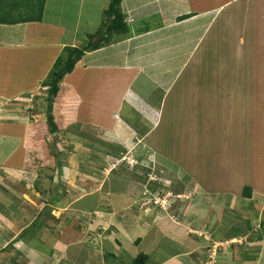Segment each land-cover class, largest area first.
Here are the masks:
<instances>
[{"label":"rangeland","instance_id":"obj_1","mask_svg":"<svg viewBox=\"0 0 264 264\" xmlns=\"http://www.w3.org/2000/svg\"><path fill=\"white\" fill-rule=\"evenodd\" d=\"M63 1L46 0L42 22L0 28V67L5 61L27 62L18 65L19 71L13 75L17 88L3 83L4 74L0 77V264H132L142 251L151 252L148 264H169L172 259L179 261L174 264H228L232 260L239 264V258L229 253L228 259L218 257L220 248L240 244L244 250L253 249L250 261L264 259L263 247L249 245L259 235L264 243V213L259 209L264 197L254 191V197L244 198L254 173L264 172V156L254 146L263 147L264 142V0H221L228 9L206 36L201 55L181 72L182 77L175 79L185 58L176 59L165 76L161 69L146 71L157 82V91L172 87L166 108L159 105L166 113L154 135L148 131L159 121L158 111L146 122L144 117L135 118L129 108L123 113L113 109L114 99L103 105L110 109L98 111L103 115L99 126L92 124L88 108L83 107L84 86L106 79L104 73L117 71L100 68L85 74L90 65L84 58L74 71L77 74L63 83L64 91L79 92L76 123L45 137L47 144L42 148L29 151L25 146L27 127L46 119L49 88L45 82L50 72H43L52 52L44 45L60 40V27L56 26L57 38L43 40L38 35L42 41L36 42V48L46 62L43 67L24 53L36 39V35L31 39V33L55 25L50 14ZM79 1L84 0H68L74 16L65 25L72 31L76 25L78 32L72 34L64 28L68 46L80 37L79 46L85 43L88 21L98 20L92 24V32L103 21V13H98L101 2H97L82 7L85 15L76 22ZM178 2L166 7L170 15L185 9ZM240 4H245L246 14L240 12ZM147 23L152 27L155 22ZM73 35L80 37L72 41ZM64 42L59 56L68 47ZM41 76L42 80L37 79ZM118 87L124 88L123 84ZM102 92L97 95L104 100L114 95ZM134 103L140 104L141 116L154 114L142 102ZM54 115L61 126L60 110ZM127 116L138 128L130 134L122 133L120 125L127 123ZM231 122L236 123L232 128ZM38 136L43 138L41 132ZM193 166L198 170L194 174ZM228 185L231 196L220 195L224 192L219 190ZM37 219L41 227L22 241L24 229ZM193 230L203 231L205 236L200 239L217 251L212 260L206 247L199 250L201 254L193 248L184 251L182 242L202 243ZM230 239L232 246L221 244ZM215 242H219L217 248H213Z\"/></svg>","mask_w":264,"mask_h":264},{"label":"crops","instance_id":"obj_2","mask_svg":"<svg viewBox=\"0 0 264 264\" xmlns=\"http://www.w3.org/2000/svg\"><path fill=\"white\" fill-rule=\"evenodd\" d=\"M97 2L100 1L99 0H91V1L88 0L85 2L82 1V5L79 9V14L77 15L76 22L79 23L80 15H85L84 12L82 11V7H85L87 4H92V3L96 4ZM102 2H104V4H102ZM102 2L100 3L101 8L98 10L99 15H101V12L104 13V10L107 8L109 3V1H103V0ZM173 2H178L180 5L184 6L185 9L175 12L173 15H170L166 7L172 5ZM231 2L233 1L230 0L229 3ZM231 5L233 4H230V6ZM72 7L73 6L68 5V0H64L63 2H61V6L59 10L56 12H52L50 14L51 21L55 25L52 28L51 26H49L48 28L45 27L43 30L40 31L38 30L36 33L30 34L31 39H34L35 35H36V39L35 41H33V43L27 45V52L24 53V57L27 58L28 55H31L32 60H36V59L38 60V64H39L38 67H43L46 62L44 63L41 61L43 57H39L38 55L39 49H37L36 47H38L39 45L36 42L42 41L41 39L47 40L49 37L52 36L54 38L55 37L57 38L58 37L57 27H60V30H58V33L60 35L59 37L60 42L59 41L45 42L44 46L46 48V51L52 52V58L50 60L49 65L46 67L43 73L50 72V70L53 67V62L59 56L58 54L59 47L62 44V41L64 42L63 39L64 28H66V31L69 33L72 34L78 33L76 31L77 30L76 25L74 26V31H72L70 27L65 25L67 23V19L74 16L72 10L70 9ZM225 7H226L225 4L222 5L221 0H124L122 3V11L126 16V19L129 20V26L131 27V33L129 34V36L118 40L110 47L101 49L96 53L87 54L85 56L86 64L90 65L88 68H86L85 74L90 73L94 70H98L100 68L102 70L106 69V71L107 70L117 71V73L115 74L104 73L107 77L106 79L101 78V80H99L98 78L99 80L98 82L90 83V85L86 87L84 86L83 90H86L85 92L87 95L84 97L85 105L83 106L82 103L80 107L83 106L88 108V111L86 112L88 113L87 118L90 121H92V124L99 126L100 124L99 117H102L103 115H101V113H99L98 111L102 112L107 108L110 109L109 107L103 108V105L104 103L107 104L108 102L112 104L111 101L112 99H114L116 103L115 105L112 104V107L114 106L113 109L119 111L122 110L123 113L124 109L129 108L136 115L135 118L144 117L146 122L151 121L153 118H155L158 111L159 116L156 120L159 121L158 122L154 121L152 129L148 131L150 135L152 134V132H154L153 133L154 135L156 133V128L158 126L160 127V121L162 120L163 116L166 113L163 112V109L162 110L160 109L161 111L159 110V105L163 103L162 108L164 107L166 108L167 101H169L168 100L169 91L172 89V87L170 86L164 92H162L163 90L160 89L157 91V89L155 88L157 86V82L152 81L150 77L146 74V71L148 70L159 71L161 69V76H165V72L169 70L171 64L176 59L181 60L182 58H185L186 60L181 62L182 68L176 74L175 79H177L179 76L182 77L180 74L184 69H186V66L190 63V61L196 58L198 54L201 55V51H202L201 48L205 42L206 36L212 33L213 29L218 25L222 15L224 14V11L228 9ZM244 11H246L245 4H240V12L243 13ZM89 13L91 14L93 12L90 11ZM187 16H191L192 18L185 20L184 17ZM181 18H183L184 20L181 21ZM97 21L98 20L94 22L88 21L87 24L88 29L85 30L86 34L96 33V32H92V28L95 26L92 24L93 23L96 24ZM147 22H155V23L152 27H150ZM7 27L8 26L0 25V28H7ZM139 28H143L142 30H145V32H141ZM39 33H41L42 35L41 39H38ZM79 37L73 35L70 37V39L74 41ZM80 40L81 39H78L76 43H72L71 46L75 47L76 44L80 43ZM4 46L12 47L13 44L12 45L5 44ZM55 53H57L56 56ZM5 62L6 63H2L0 67V77L2 74H4L3 83L7 85H11L13 89L17 88L16 85H18V83L16 80H12L13 75H16L18 73L19 71L18 65L20 66L23 64L25 65L27 62L20 60H16V61L13 60L12 62L5 61ZM229 67L232 69L231 65ZM235 67L237 66H234L233 69H235ZM75 72L69 76L72 77L76 75L77 73ZM42 77L43 76L38 77L37 79L42 80L43 79ZM120 84H123L124 86L123 89H120L118 87ZM104 85H107L106 86L107 88ZM27 88H30V86H28ZM77 90L79 91L82 90V83L78 85ZM102 91H108L109 93L111 94L113 93L114 95L104 100V96L100 97L99 95H97L103 93ZM96 99H99L98 102H95ZM138 101L149 106L153 110L154 114L141 116L142 113H140V104L136 106V103H134ZM262 106H264V103ZM93 107H95V109H92ZM95 117H98V119L95 120ZM128 117L130 116H127L126 118ZM260 117L262 116H259L258 118ZM147 118H150V120H148ZM242 118L245 119V116ZM129 120L130 119L128 118L127 123L125 121L121 122L122 124L120 125L124 127L122 133L128 132L130 134L133 129H138L137 126L132 125V123H130ZM235 124H236L235 122H231L230 127L231 128L234 127ZM107 130L109 131L110 129L107 128ZM138 131L142 132L141 127H139ZM254 146L257 147V150L255 152L257 154H261V158H263L264 142H263V147L255 143ZM261 164L264 165V162ZM194 166L191 169L192 174L198 172V170H196ZM254 174L255 177L253 178V183H250V187L251 185L252 187H254V190L251 187L253 190L251 196L254 197L256 195L254 191H256L257 195L261 194L262 195L261 197L263 198L264 172L260 174L259 170H257L256 173ZM229 182H232V180ZM245 187H247V185ZM219 191L224 192V194L220 193V195L222 196H228V195L231 196V193H229L230 191L229 185L227 187L225 186L222 190ZM262 203L264 202L263 201L261 202V206L259 209L262 213H264V204ZM200 240L205 245H203L202 243H196V245H199L198 247L194 245V242L190 240L189 242L188 241L182 242L181 246L186 245L184 251L193 248V250L196 249V252L202 249V247H206V249L207 248L209 249V250L207 249L209 253V258L212 260V258H214L215 256L216 250L211 249L210 246L211 243L205 241L204 239H200ZM202 240H204L205 242ZM231 241H233V239H230L229 241H225V242L222 241L221 244H228L227 246H232L233 244L230 243ZM261 242L262 241H259L258 239H254L249 241L250 243L249 245L252 246L259 245L264 249V243ZM215 243L218 244L219 242H215ZM240 245L238 248L228 247L229 249L225 248V246L223 245H218L219 247L223 246V248H225L226 250L225 251L224 249L220 248L221 250L219 251L220 252L224 251L225 254H221L219 252L220 254L218 257L219 260L228 259L229 257L226 256L229 253L230 257L239 258L240 262H237L239 264H264V259H262L259 262L250 261L249 257H251V255L253 254L252 253L253 249L244 250ZM263 249L260 250L261 253H264ZM199 253L201 254L200 251ZM178 262L177 260L172 259L169 264H174ZM206 264L208 263L206 262ZM219 264H225V262H221ZM228 264H236V263H234V261L232 260L228 262Z\"/></svg>","mask_w":264,"mask_h":264},{"label":"trees","instance_id":"obj_3","mask_svg":"<svg viewBox=\"0 0 264 264\" xmlns=\"http://www.w3.org/2000/svg\"><path fill=\"white\" fill-rule=\"evenodd\" d=\"M85 1L88 0H84L83 2ZM99 1L102 2V0ZM123 1L124 0H110L107 8L104 10L100 29L94 34L87 33L83 41L85 43H82L80 46L76 44L75 47L69 45L65 48L63 53L58 56L54 68L51 69L48 79L45 82V85L49 88L46 99V119L43 123L29 125L27 127L25 139L27 150L36 151V149L42 148L43 145L47 144L45 142V137L56 135L62 128H67L76 123L80 98L73 90L64 91L63 83L66 78L72 75L80 66L87 54L96 53L101 49L110 47L118 40L129 36L131 27L122 11ZM45 3L46 0H0V25L17 27L25 24L42 22ZM102 4H104V2H102ZM190 18L192 17H184L185 20ZM184 19L181 18V21ZM139 29L141 32H145V30H142L143 28ZM59 110L62 115V127L57 122L54 115L55 112ZM40 132L43 136L42 139L38 136ZM244 194V198H251L252 188L248 186L245 187ZM49 203H52V201L50 200ZM48 208L49 204L46 206V209ZM39 227H41V224L39 219H37L31 226L24 229L20 239L22 241L29 240V238L37 232ZM254 239L260 241L263 239V236L259 235L253 237L252 240ZM136 243L139 245V240ZM151 257L150 251L149 253L142 251L138 253L132 264H148Z\"/></svg>","mask_w":264,"mask_h":264},{"label":"clouds","instance_id":"obj_4","mask_svg":"<svg viewBox=\"0 0 264 264\" xmlns=\"http://www.w3.org/2000/svg\"><path fill=\"white\" fill-rule=\"evenodd\" d=\"M127 22H129V20H127ZM196 237H198L199 239L204 237L205 236V233L203 231H200V232H194L193 233ZM231 243V242H230ZM235 243V242H233ZM216 246H213V248H217V243L215 244ZM211 249H212V246H211ZM215 250V249H213ZM216 252V251H215Z\"/></svg>","mask_w":264,"mask_h":264}]
</instances>
